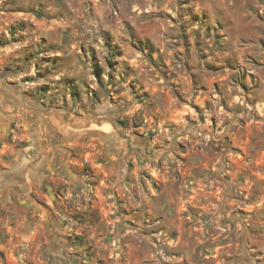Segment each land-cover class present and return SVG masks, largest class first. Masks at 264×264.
<instances>
[{"label": "rangeland", "instance_id": "374dc122", "mask_svg": "<svg viewBox=\"0 0 264 264\" xmlns=\"http://www.w3.org/2000/svg\"><path fill=\"white\" fill-rule=\"evenodd\" d=\"M0 78L99 133L0 264H264V0H0Z\"/></svg>", "mask_w": 264, "mask_h": 264}, {"label": "crops", "instance_id": "0c3cea01", "mask_svg": "<svg viewBox=\"0 0 264 264\" xmlns=\"http://www.w3.org/2000/svg\"><path fill=\"white\" fill-rule=\"evenodd\" d=\"M18 92L0 78V220L11 214L23 224L38 212L36 200L52 187L63 162H88L93 139L87 140L99 133L86 128L78 138L72 127Z\"/></svg>", "mask_w": 264, "mask_h": 264}, {"label": "water", "instance_id": "95a60500", "mask_svg": "<svg viewBox=\"0 0 264 264\" xmlns=\"http://www.w3.org/2000/svg\"><path fill=\"white\" fill-rule=\"evenodd\" d=\"M46 194L51 200H53V195L51 194V188L49 186H47V188H46ZM44 213H45V215L47 217V220L45 222V227H46V230L48 232L49 231L48 224H49V219L51 218V215L47 211H44Z\"/></svg>", "mask_w": 264, "mask_h": 264}, {"label": "flooded vegetation", "instance_id": "af4514ba", "mask_svg": "<svg viewBox=\"0 0 264 264\" xmlns=\"http://www.w3.org/2000/svg\"><path fill=\"white\" fill-rule=\"evenodd\" d=\"M54 178H55V179H57L58 177H57V176H55ZM52 192H53V194H54V195H56V196H57V194H56V192L54 191V189H53V191H52ZM45 194H46V192H45ZM50 223H51V220H50Z\"/></svg>", "mask_w": 264, "mask_h": 264}]
</instances>
